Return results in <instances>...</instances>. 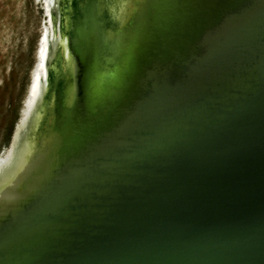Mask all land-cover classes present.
I'll return each mask as SVG.
<instances>
[{"label": "water", "instance_id": "water-1", "mask_svg": "<svg viewBox=\"0 0 264 264\" xmlns=\"http://www.w3.org/2000/svg\"><path fill=\"white\" fill-rule=\"evenodd\" d=\"M0 264H264V0H0Z\"/></svg>", "mask_w": 264, "mask_h": 264}]
</instances>
